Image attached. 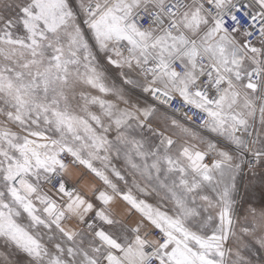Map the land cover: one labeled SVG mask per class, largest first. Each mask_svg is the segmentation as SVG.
<instances>
[{"label": "snow or ice", "instance_id": "1", "mask_svg": "<svg viewBox=\"0 0 264 264\" xmlns=\"http://www.w3.org/2000/svg\"><path fill=\"white\" fill-rule=\"evenodd\" d=\"M0 264H264V0H0Z\"/></svg>", "mask_w": 264, "mask_h": 264}]
</instances>
